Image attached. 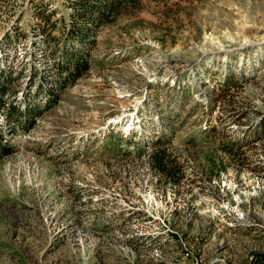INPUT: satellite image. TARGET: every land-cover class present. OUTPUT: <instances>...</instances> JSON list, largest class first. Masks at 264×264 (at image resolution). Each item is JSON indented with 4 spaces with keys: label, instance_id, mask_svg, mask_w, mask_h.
<instances>
[{
    "label": "rangeland",
    "instance_id": "1",
    "mask_svg": "<svg viewBox=\"0 0 264 264\" xmlns=\"http://www.w3.org/2000/svg\"><path fill=\"white\" fill-rule=\"evenodd\" d=\"M43 4L63 24L44 29ZM75 14L65 0H0V66L20 69L8 98L37 106L0 111V264H264V136L250 142L264 0H123L82 45L66 32ZM65 52L88 69L45 100L28 67L48 80ZM244 133L241 163L220 143ZM155 136L176 185L148 167Z\"/></svg>",
    "mask_w": 264,
    "mask_h": 264
},
{
    "label": "trees",
    "instance_id": "2",
    "mask_svg": "<svg viewBox=\"0 0 264 264\" xmlns=\"http://www.w3.org/2000/svg\"><path fill=\"white\" fill-rule=\"evenodd\" d=\"M68 5L75 11L76 22H81L79 27L75 26V22L69 21L67 24V34L70 38L76 39L80 45L84 39L83 36H88V32L90 27H96L100 25L102 22H107L113 15L117 12L118 7L120 6L123 0H65ZM35 15L38 17L39 21H41L42 27L47 31L52 29H56L58 25L63 24V18L61 15L53 18L54 10L47 7L45 4L38 8L35 11ZM110 21V20H109ZM58 24L56 25V23ZM15 30H17L18 26H14ZM13 28V29H14ZM19 38V36H18ZM11 35L10 33L4 35L0 38V45H5V47H10ZM9 46V47H8ZM33 53V52H32ZM34 55V54H32ZM6 57H3V59ZM53 74L49 76L46 80L45 76H42L38 73V69L33 64V60H31V64L29 65V71L31 77H38L40 83L42 80L49 83V87L47 88L45 100H49L52 96H56L54 90H62V88L66 85H70L74 82L78 77L83 75L85 71L88 69V60L86 59L85 54L83 53H75V52H65L59 58V61L53 62ZM25 64V63H22ZM16 75L20 73V69L14 70L12 66L1 65L0 66V111H5L6 113L10 110H14L17 114H24L25 110L33 111L37 109V106L29 107L28 104H25V109H20L12 99L8 97L12 93V89L10 83L12 81V74ZM40 85H37L39 87ZM223 86V85H220ZM36 87V88H37ZM41 88L39 87L38 90ZM221 89V87H220ZM44 90V89H43ZM41 89V91H43ZM37 93V90H35ZM45 95V94H44ZM44 97V96H43ZM54 100V99H53ZM39 112H36L34 115L37 117ZM32 122L24 126V129L30 128ZM252 141L258 140L261 136H264V116L260 118L257 122L256 126L251 131ZM249 140H246V134H242L240 136L233 137L232 134L228 136V138L224 139L220 143V151L230 155V157L237 161H249L248 156L245 155L244 150H242L243 146L248 145ZM153 147L150 152L147 154V163L148 167L153 170V172L159 177L162 178L166 183L171 185H176L183 173L180 171V165L170 152H168L163 145V141L161 136H155L152 141ZM152 145V144H151ZM9 151L8 144L5 137V129H2L0 125V155L7 154ZM255 161L258 163H262L264 166V159L255 157ZM244 163V162H243Z\"/></svg>",
    "mask_w": 264,
    "mask_h": 264
}]
</instances>
